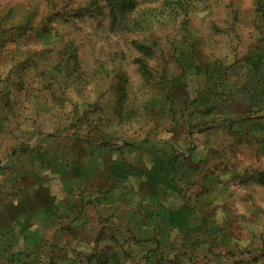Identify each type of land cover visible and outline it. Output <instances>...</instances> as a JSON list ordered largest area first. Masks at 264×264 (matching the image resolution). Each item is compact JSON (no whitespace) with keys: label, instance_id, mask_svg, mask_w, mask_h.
Here are the masks:
<instances>
[{"label":"rangeland","instance_id":"374dc122","mask_svg":"<svg viewBox=\"0 0 264 264\" xmlns=\"http://www.w3.org/2000/svg\"><path fill=\"white\" fill-rule=\"evenodd\" d=\"M130 1L0 0L3 264H264V0Z\"/></svg>","mask_w":264,"mask_h":264},{"label":"trees","instance_id":"16d2710c","mask_svg":"<svg viewBox=\"0 0 264 264\" xmlns=\"http://www.w3.org/2000/svg\"><path fill=\"white\" fill-rule=\"evenodd\" d=\"M108 3H116L118 4V10L119 11H124L126 10L125 8L129 6L130 4V0H106ZM175 214V213H174ZM174 214H170L169 217H170V220L173 218Z\"/></svg>","mask_w":264,"mask_h":264},{"label":"crops","instance_id":"0c3cea01","mask_svg":"<svg viewBox=\"0 0 264 264\" xmlns=\"http://www.w3.org/2000/svg\"><path fill=\"white\" fill-rule=\"evenodd\" d=\"M2 206V205H1ZM2 211V208L0 207V213ZM159 216V215H158ZM160 219V217H159ZM14 224V223H13ZM12 226V225H11ZM4 227L1 226L0 224V264H3V258H4V250H3V243H4V240L2 238L3 236V231L1 229H3ZM12 228V227H11ZM9 231V230H8ZM3 232V233H2Z\"/></svg>","mask_w":264,"mask_h":264}]
</instances>
